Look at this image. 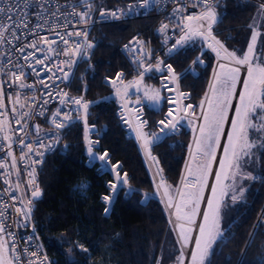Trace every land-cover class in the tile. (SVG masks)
Instances as JSON below:
<instances>
[{
	"label": "trees",
	"instance_id": "16d2710c",
	"mask_svg": "<svg viewBox=\"0 0 264 264\" xmlns=\"http://www.w3.org/2000/svg\"><path fill=\"white\" fill-rule=\"evenodd\" d=\"M255 8L256 3L242 0H222L217 5V13L222 19L213 26V32L226 48L236 50L239 56L247 47V26L254 17ZM157 20L154 16L103 25L91 57L93 68L85 77L88 99L97 100L111 92L102 84L103 76L113 77L118 71H123L126 78L133 76L119 45L137 31L149 34ZM200 50L196 44L171 58L174 72L181 73ZM257 53H264V40ZM204 58L206 67L199 69L197 76L187 73L179 80L180 89L190 93L185 104L194 106L193 117L200 116L199 122L195 119L197 125L203 123L200 102L213 80L214 59L209 54ZM216 68L218 71V66ZM82 70L83 64H80L74 80L68 85L71 94L80 92L79 75ZM144 81L158 85L150 79ZM160 95L157 107L140 103L144 110L143 118L147 120L144 130L157 137L162 132L156 122L165 120L166 110L162 89ZM116 109L112 97L96 101L87 110V124L96 127L90 136L97 139L99 145L93 151L98 155L109 152L107 164L110 167L116 163L121 165L119 171L121 175L128 173L127 185L132 191L126 197L124 194L128 188L122 187L106 215L104 208L107 206L100 201V196L109 192L106 184L114 182L113 177L107 171L97 174L96 169L101 166L98 162L86 165L81 123L75 122L63 130L58 148L46 157L40 170L42 195L31 215L49 264H155L158 258L160 264H173L180 253V245L165 207L157 198V188L145 158L138 143L125 137L126 129L120 126ZM178 127V134L167 132L149 149L151 155L159 160L157 168L163 170L162 175L173 188L180 184L186 162L192 161L190 145L194 148L193 128L188 120L181 121ZM260 136L255 139L257 147L252 149L251 163L242 167L244 173L248 170L257 178L242 181L244 194L236 202L231 199L225 201L222 227L229 229L228 239L215 246L214 253L208 257L210 264H264V226L259 220L262 209L264 214V148L259 146ZM226 143L227 137L224 145ZM84 180L87 181L86 186L76 188ZM146 193L150 195L149 199L142 204ZM257 223L260 227L254 231L253 226ZM250 233L254 234L250 236ZM80 245L88 251H83Z\"/></svg>",
	"mask_w": 264,
	"mask_h": 264
},
{
	"label": "snow or ice",
	"instance_id": "6c2138e0",
	"mask_svg": "<svg viewBox=\"0 0 264 264\" xmlns=\"http://www.w3.org/2000/svg\"><path fill=\"white\" fill-rule=\"evenodd\" d=\"M43 2L45 0H0V43L7 41L12 43L13 39L19 41V46H16V51L19 53H26L20 57L25 61V64L13 63L9 58L8 64H11L15 71H4L7 65H0V74L7 75L12 84L16 85L19 89L34 88L33 84L25 83L28 75L35 74L37 77L41 75V72L35 67V65L45 66L47 71H52L54 67L57 71L63 72V78L67 79L68 72H65L64 66L71 68L76 61L73 57L87 56L88 49L94 47V45L88 41L89 32L87 30L83 32H67L66 34L56 33L59 36V41L63 42L67 47H60L59 42L55 39H50L48 36H41L37 29L42 28V25H35L29 28V16L31 15L30 9L35 11L37 19H41L43 16ZM160 0H137L134 4H129L127 11L118 10L113 12H106L100 10V16L104 17L110 15L113 19H122L123 17L136 16L141 14L140 9L145 11L152 8L154 4H158ZM80 3L87 7L86 12H77L75 8L69 13V15H75L80 17V22L87 24L90 22L91 17L89 13L92 11L93 6L89 0H80ZM220 0H184L182 7H176L173 9L172 15L176 18L177 26H181V32L183 33L180 38L173 45L181 46L185 42L192 40L196 37L202 39L207 47L210 48L215 54L218 61V71L214 69L213 80L209 82L208 91L205 93L204 99L200 102L201 118L203 123L196 124L195 119L190 117L194 116V106L192 104H184V100L189 98V94L183 93L179 90L177 83V77L173 72L172 66L168 65L169 83L177 84L175 89L169 88L167 84L163 85L170 92H175L174 97L168 98L169 104H174L175 108H170L167 117L170 119L161 120L159 123L163 125L160 129L163 132L165 129L176 130L181 121L187 119L190 126L193 128L194 133V148L190 145V158L192 161H196L198 158L201 161L196 164L195 168L192 164L186 162L185 172L181 174L180 184L173 188L168 184L162 175V169L157 168V173L160 177V182L156 184L157 193L163 189V196H161V202L165 204V208L171 209L169 212L170 223H172L171 217H174L175 223L173 224V231L177 234V243L180 245V253L177 257L178 264H186V252L189 242L194 240L195 247L190 251V261L188 264H210L208 257L214 253V248L218 243H224L227 241V233L229 229L222 227V208L225 205V197L228 195V190L231 188L233 194L231 200L236 202L243 196L244 190H239V195L236 194L235 180L237 176L241 179H256L250 174H245L242 170V162L246 158H250L252 155V149L257 147V140L253 139L251 133L253 131L261 134L259 138V146L264 148V63H253L255 59H258L256 55V42L260 33L255 27L252 28L251 42L248 44L247 50L242 56L237 54L236 50H229L225 47L224 43L216 38L213 34V26L219 23L222 19L217 13V5ZM196 8L202 5L201 10L192 15H183V11L186 7ZM17 9V11H14ZM261 11L264 12V4L261 5ZM59 12L57 8L53 16H56ZM120 12V14H118ZM87 18V19H86ZM47 23V21H45ZM168 24H161L159 31L164 33L168 29ZM251 27V26H250ZM18 29H28L25 33ZM50 31H55V26ZM8 33L11 39L5 34ZM35 37L29 42L20 40V36H24L25 40L27 36ZM71 37H83L82 41H72ZM167 39V37H166ZM137 43H142L137 39ZM56 45V47H53ZM26 49H32L31 52H26ZM136 51V49H133ZM169 51H172L170 49ZM42 54L43 58L37 57L36 53ZM2 55V53H0ZM68 57L65 61H58L52 66H47V62L53 59V56ZM149 55H151L149 53ZM139 67L143 68V72L140 73L139 79L124 83L121 73H117L116 80L110 81L113 88L116 91L117 96L126 98L128 95V89L136 87L137 91L140 90V85L144 79L145 73L152 70V65L145 66L143 59L139 60ZM162 61L156 62V71H161L160 64ZM194 63H203L202 60L194 61ZM240 66H247V76L243 79V91L239 93V103L234 106L235 115L231 118V130L225 133L224 124L229 120L228 110L233 107L232 98L236 94V84L241 80ZM25 68L31 69V73H27ZM49 80H53V76L48 77ZM123 84V89L118 86V83ZM37 83L44 84L45 88L49 85L45 83L43 79H39ZM11 86V85H10ZM51 95V93H49ZM61 97V104L66 101L64 97L67 93H57ZM22 93L17 91L15 93V101L13 103L12 112H17L16 105L21 108L25 107L24 103H21ZM145 96L152 100L154 103L159 104L161 100L159 90H147ZM9 102H13V97L9 95L7 97ZM71 102L79 105L85 112V141L88 144V153L92 160L99 159L104 167H107L108 153L105 152L98 157L94 154L92 148V141L89 139V126L87 124V110L88 103L84 102L83 97L71 98ZM47 103V101H45ZM5 107V95L2 89H0V139L4 141V144H0V151H4L6 157L11 158V164L5 162L4 158H0V169H4L5 172L3 182L7 185L0 195H8L9 198L18 202L22 207H16L15 203L11 205L14 207L15 212L22 216L25 221L31 220V213L33 211V204L38 199L42 192L39 185L36 182V169L31 168L28 172L30 179L28 180L29 189L31 192V199L26 196L17 198L12 195L13 191H22L21 183L17 182L15 186L10 181V177L13 172L17 170V157L13 152V143H18L21 147V154L19 161L23 162L26 159L31 160L28 153L35 151L38 156H43L42 152L36 151L32 144H25L24 138L21 137L18 141L13 140V136L9 135L10 123L12 122L7 112L2 111ZM30 107V105H29ZM124 111L132 112L133 109L128 108V101L124 99L122 104ZM190 110H193L190 112ZM139 112V109L135 110ZM43 115V113H39ZM29 112H23L20 114V118L15 120L16 124H20L21 120L28 117ZM59 116V110L54 114ZM62 119H70V116L65 115ZM132 117L126 119V123L136 133V137L141 141V148L145 150V153L149 159H151L156 165L159 164V160L151 155L150 145L159 139L155 134H149L144 131L147 125V121L140 119L138 124L132 123ZM139 119V117H136ZM56 128L65 127L62 122L53 121ZM39 130V126H37ZM20 131H24V127L21 126ZM198 132V134H197ZM27 135V133H25ZM221 135L227 136V143L223 145V156L219 158V169L215 172V183L209 185L208 177L212 174L213 161L217 160L216 151L221 147L220 138ZM6 145V147H5ZM40 147H45L41 141ZM51 147V146H49ZM27 148V152L23 149ZM42 163V160L31 161V165ZM27 166V165H26ZM121 165L119 163L112 164L111 171L115 173V182H112L110 187L113 192V196L104 195L103 201L111 205L114 195L122 189L123 185L129 183L127 173L121 175L119 169ZM231 180L232 184L226 183ZM206 188H210L211 195L205 197L204 192ZM132 190H129L131 192ZM129 195V193H126ZM149 199L145 195V200ZM206 200V208L201 209V202ZM144 201H141L143 203ZM10 205L7 202H0V264H19L20 256L17 253L16 245L13 243L9 247L8 239H14V234L8 233L5 237V230L7 225L4 223L6 213ZM110 212V207L104 208V213L107 215ZM197 215H202V221L197 223ZM260 221H264V214L259 218ZM260 223L253 226L254 231L259 229ZM198 228V234L193 237L194 229ZM254 233H250V236ZM247 243H250L247 242ZM81 249L85 252L88 251L80 245ZM30 257H35L36 252L27 253ZM46 259V257H45ZM28 264H36V261L29 260Z\"/></svg>",
	"mask_w": 264,
	"mask_h": 264
},
{
	"label": "built area",
	"instance_id": "2783aa9c",
	"mask_svg": "<svg viewBox=\"0 0 264 264\" xmlns=\"http://www.w3.org/2000/svg\"><path fill=\"white\" fill-rule=\"evenodd\" d=\"M242 1L245 3H256V4L261 3L260 0H242ZM12 2H16V0H12ZM89 2L92 3L93 9L89 13L91 20L87 24L81 23L79 16L69 15V13L73 11V8H75V11L77 12L88 11L87 7H85L80 3V0H45V2H43L44 11L41 19H37L35 11L31 9L29 10L31 12V15L28 18L29 19L28 27L32 28L37 24L42 25V28L37 29L40 35L48 36L50 39L57 40L59 42V46L62 48L67 46L64 45L63 42L59 41V36L56 35V33L66 34L67 32H83L85 30L89 32L88 41L91 42L94 45V47L88 49L89 54L87 56L73 57L76 63L71 68L64 66L63 70L69 73L67 79L63 78V72L57 71L54 67L52 68V71H47L45 66L35 65V67L41 72V75L37 77L35 74H30L28 75V78L25 81V83L27 84H33L34 88L19 89L16 85L11 83L7 75L0 74V89L3 90L5 95V107L4 109H2V111L7 112L10 120L12 121L10 123V129L14 130L15 132V134H13V131H9V135L13 136L14 141H18L21 137H23L25 144H29V143L32 144L36 151L42 152L44 154L41 157L36 155L35 151L32 153H28V155L31 157V160L26 159L25 161L21 162L18 159L21 154V147L18 143H13V152L14 155H16L17 157L16 171L19 172V176H17L16 172H13L10 177V181L13 184V186H15L17 182L21 183L22 191L12 192V195L16 196L17 198H20L21 196H26L27 198L31 199V192L30 190H28L29 189L28 180L30 179V177L28 176V172L31 171L32 167H35L36 169L35 178L41 190L39 173L44 164V161L49 154H51L58 148V145L60 143V133L75 122L81 123L83 125L84 154L87 157L86 165L91 166L94 162L100 163L101 166L96 169V173L101 174L103 171H107L108 173L111 174L115 182V173L111 171V167L108 164L107 167L105 168L102 162L99 161V159L92 160L90 158L88 153V144L85 141V119H84L85 112L79 105L72 103L71 98L83 97L84 102H87L89 107L98 100L109 97L114 98L117 106L115 114L120 120V126L126 129L125 137L135 139L140 147V150L144 158L147 159L145 150L141 148L142 142L137 139L136 133L132 130L129 124L125 122L128 117L133 118L132 119L133 124H138L140 119L147 121L146 119L143 118L144 110L142 106L137 102H135L136 100H134V99H140V95H136L135 97L131 96L129 93V90L131 89L130 88L128 89V95L126 98H123L122 96H117L116 91L113 88L112 83H110V81L116 80L117 73L122 74L123 81L125 84L130 81L139 79L140 73L143 72V68L139 67V63H138L141 58L143 59L145 66L151 64L152 70L148 73H145L144 79L153 80L158 84L159 87H161L163 91V96L166 99L165 101L166 110L164 112V117L166 120V119H170L169 117H167V113L169 109L176 107L174 104L168 103V98L174 97L175 92L174 91L170 92L163 87V85L165 84H167L169 88L175 89L177 87V84L169 83L170 77L168 72V65L172 66V64L170 63V59L173 58L178 53H183L187 49L192 48L196 44L201 47L200 52L193 58V60L186 66V68L181 73L179 74L175 73L172 66L173 72L177 77L178 86H179V80L183 75L190 73L192 76H197L198 70L206 67L207 62L204 58L205 54L211 55V57L214 59V64H215L214 69H216V66L218 65L216 54L210 48H208L207 44L199 37L189 40L181 46H176L175 48H173V45L176 44V41L180 38V36L183 33L181 32L182 25L177 26L176 18L172 15V13L174 8L182 7L184 5V0H160L158 4H154L152 8L147 11L140 9L139 11L141 14L139 15L123 17L122 19H118V20L113 19L110 15L101 17L100 10L103 9L106 12L123 10L126 12L128 9V5L136 3L137 0H89ZM57 8H59V12L57 13L56 16H53V13L56 12ZM201 8L202 5L196 8H193L191 7V5H189L184 9L182 14L194 15L198 13L201 10ZM14 11H17V9H14ZM118 14H120V12H118ZM154 16L157 17L158 20L157 23L154 26H152V28L149 30V34H145L142 31H137L134 34H132L128 39L121 42L119 45V51L125 58L129 67L131 68L133 76L126 78L125 73L123 71H118L113 77L103 76L102 84L106 87H109L111 89V92L108 95L99 98L97 100L88 99L86 97L88 87L85 77H86V73L93 68L91 57L93 51L95 50L98 44L99 34L102 31L103 25L125 23L128 21L138 20V19H149ZM45 21H47V23H45ZM161 24L169 25L168 29L164 33H161L159 31ZM54 26H55V31H50V29H53ZM20 31L26 33L28 29H18L17 30L18 35ZM213 34L215 35L214 32ZM5 35L8 36L9 39H11L8 33H6ZM34 38L35 37L29 35L25 40L24 36H20V40H23L25 42H29ZM69 39L70 42L82 41L83 37H71ZM137 39L142 43H137ZM19 43L20 42L15 39H13L11 44L8 43L7 41L0 43V53H2V55H0V65H7V67L4 68L5 72H8L9 70L15 71V68L11 64H8L9 58L12 59L13 63L25 64V61L20 59V57L26 53H19L16 51V46H19ZM53 47H56V45H53ZM133 49H136V51H133ZM170 49H172V51H169ZM31 51L32 49H26V52H31ZM149 53L151 55H149ZM36 55L41 59L43 58L42 54L39 52H37ZM198 58L199 60H202L203 63H194V61H197ZM67 59L68 57L62 55L59 57L53 56V59L47 62V66L50 67L56 64L58 61H65ZM157 61L163 62L160 64L161 71H156ZM80 64H83V70L79 75V82L81 84V89L79 93L71 94L69 92L68 85L74 80L76 70ZM25 71L27 73L32 72V70L28 68H25ZM240 72L247 74V66H240ZM49 76H53L54 79L49 80L48 79ZM39 79H43L45 83L49 85V87L45 88L44 84L37 83ZM117 83L118 86L121 89H123V84H120L119 82ZM179 90L183 93L189 94V98H190V93L188 91H182L180 87ZM17 91L22 93L21 103H24L25 107L21 108L19 105H16L17 112L14 114L12 112V108H13V103L15 101V93ZM60 92L67 93V96L64 97L66 101L64 104H61L60 102L61 97L57 95V93ZM49 93H51V95H49ZM9 95L13 97V102L8 101L7 97ZM124 99H127L128 108L133 109L132 112L126 113L122 108ZM188 99L184 100V104ZM237 100H238V95L234 100L235 104L237 103ZM45 101H47V103H45ZM136 109H139L140 111L136 112L135 111ZM57 110H59L60 113L59 116L54 115L57 112ZM191 111L192 110H190V112ZM23 112H29L30 115L28 117H25L23 120H21L20 124H16L15 120L19 119L20 114ZM39 113H43V115H40ZM65 115L70 116V119H62ZM136 117H139V119H136ZM190 118L196 120L198 119L193 116ZM54 120L57 122H62L65 125V127L59 129L56 128L55 124L53 123ZM160 121L161 120H158L156 122V125L159 129L163 127V125L159 123ZM35 124L39 126V130L37 129L34 130ZM21 126L24 127V131H20ZM88 126L90 129L89 139L93 142L92 148L94 150L95 148L98 147L99 143L98 140L92 138L90 134L96 131V127L93 125H88ZM167 132L178 134L180 130L178 126L177 129L174 131L171 129H165L162 132V135L159 136V139H157L154 142L159 141L162 138V136L165 135ZM25 133H27V135H25ZM41 141L43 142L45 147H40ZM0 144H4V141L2 139H0ZM23 151L27 152V148H24ZM105 152L107 151H104L103 153ZM103 153H101L100 155H102ZM107 153L109 157V152ZM94 154L97 157L99 156L95 152ZM0 158H4L6 163H8L9 165L11 164V158L6 157L4 151H0ZM36 160H42V163L31 165V161H36ZM4 172H5L4 169H0V177H3ZM86 184H87L86 180L81 181L80 184L76 185V188L85 187ZM110 185L111 183L106 184V188L109 191L106 195L113 196V192L111 190ZM6 187L7 185L4 184L3 179L0 178V191H2ZM122 187L128 188V191H126L124 195L126 197L129 196L126 195V193H129V190H131L132 188L129 187L128 185H123ZM145 195L150 196L147 193ZM103 196L104 195L100 196V201L105 203L102 199ZM40 198L41 196L34 201L33 208L36 202ZM141 201H144L142 204H145L146 202L145 197ZM0 202H7L10 205L6 213V218L4 220V223L7 225L5 230V237L7 238L8 233L14 234V239L9 238L8 243H9V247H11L13 243H15L17 253L20 256L19 264H28V261L30 259L36 261V264H49L44 252V247L40 242L38 233L32 223V219L30 221H25L22 216H19L15 212L14 207H11V205H13L14 203L16 207H22V205L19 204L18 202L12 201L8 195H0ZM111 205L106 204L107 207H111ZM262 214H263V209L260 212L259 218L261 217ZM262 222L264 224V221ZM30 252H36L37 255L35 257H30L29 255H27V253Z\"/></svg>",
	"mask_w": 264,
	"mask_h": 264
},
{
	"label": "rangeland",
	"instance_id": "374dc122",
	"mask_svg": "<svg viewBox=\"0 0 264 264\" xmlns=\"http://www.w3.org/2000/svg\"><path fill=\"white\" fill-rule=\"evenodd\" d=\"M262 4H264V0H261V3H257L256 4V8H255V12H254V17L250 20V22L248 23V26H247V47H248V44L251 42V36H252V28L253 27H255L256 29H257V31L260 33V35L257 37V42H256V48H255V51H256V55H257V57H258V59H255L254 61H253V63L255 64V63H257V62H259V63H264V53L261 55V54H259V53H257V48H259L260 46H261V44H262V42H263V40H264V36H263V32H264V12H262L261 11V5ZM251 26V27H250ZM247 47H246V49H245V51L247 50ZM218 66V65H217ZM216 66V67H217ZM214 68H215V64H214ZM217 69V68H216ZM215 69V70H216ZM214 71V70H213ZM246 76H247V74H246ZM212 78H213V73H212ZM246 78V77H245ZM238 83H239V81L237 82V84H236V93H237V86H238ZM147 90H159V92H160V90H161V87H159L158 85H156V84H154V83H152V82H145V81H142V83H141V85H140V90L139 91H137V88L136 87H132L130 90H129V93H130V95L131 96H136V95H140L141 96V99H134V100H136L135 102H138L139 104L140 103H147V104H149L150 106H153V107H157L159 104H156V103H154L152 100H150V99H148L146 96H145V91H147ZM241 91H243V88H242V90ZM240 91V92H241ZM161 96V95H160ZM237 96V94H235L234 96H233V98H232V104H235L234 102V98ZM238 97H239V95H238ZM239 103V101L237 102V104ZM230 109V108H229ZM234 111V110H233ZM228 112H229V110H228ZM234 115H235V111L233 112V117H234ZM200 117V116H199ZM198 117V118H199ZM197 122H199L198 121V119H197ZM226 123V122H225ZM225 125V124H224ZM230 125H231V123H230ZM231 130V129H230ZM145 131V130H144ZM229 131V130H228ZM146 132V131H145ZM259 134L260 133H258V132H255V131H253L252 133H251V136H252V138L253 139H257V137H259ZM261 135V134H260ZM221 138H222V135H221ZM221 138H220V141H221ZM225 142V141H224ZM218 153V148H217V151H216V154ZM252 155H253V152H252ZM252 155H251V157H252ZM251 160H252V158H246L243 162H242V167H243V165H249L250 163H251ZM201 161L199 160V158L193 163L192 161H190V163L192 164V167L193 168H195V166H196V164H198V163H200ZM213 165H214V161H213V164H212V167H213ZM218 169H219V166H218ZM217 169V170H218ZM244 171H246V173L245 174H249V172H248V170H244ZM209 178H210V175H209V177H208V180H209ZM244 179H241L239 176H237V178H236V180H235V188H236V194L238 195L239 194V190L241 189V187H242V181H243ZM215 183V182H214ZM226 183H228V184H232V181L231 180H229V181H227ZM156 185V184H155ZM160 194H162V196H163V189H161V192H159V194L157 193V198L160 200ZM233 194V192H232V190H231V188L228 190V195L225 197V201L227 200V199H231L230 197H231V195ZM161 201V200H160ZM198 216V215H197ZM196 219H197V217H196ZM201 221H202V218H201ZM200 221V222H201ZM198 229V228H197ZM197 229H194V231L195 232H198V230ZM193 231V232H194ZM174 233V232H173ZM176 237V236H175ZM177 239V238H176ZM194 247H195V245H194ZM181 250V249H180ZM179 256V255H178ZM155 264H160V260H159V258H158V260H157V262L155 263ZM173 264H178V261H177V258H176V260L174 261V263ZM188 264V263H187Z\"/></svg>",
	"mask_w": 264,
	"mask_h": 264
},
{
	"label": "bare ground",
	"instance_id": "6f19581e",
	"mask_svg": "<svg viewBox=\"0 0 264 264\" xmlns=\"http://www.w3.org/2000/svg\"><path fill=\"white\" fill-rule=\"evenodd\" d=\"M240 76H241V80L239 81V83H238V86H237V95H239V93H240V91L242 90V88H243V79L246 77V74H244V73H242V72H240ZM237 104V103H236ZM236 104H234V106L236 105ZM234 112V111H233ZM233 112H232V114L229 116V122H228V129L227 130H225V133H227L228 132V130H229V128H230V120H231V118L233 117ZM223 137H225V139H226V135H224ZM133 139V138H132ZM135 140V139H134ZM136 141V140H135ZM224 145V144H223ZM223 145L220 147L221 148V150H220V148H219V157H217V160L214 162V165H213V169H214V171L212 172V174H210V178H209V185H211V184H213V181H214V179H215V172L217 171V169H218V165H219V158L221 157V153H222V150H223ZM147 162H148V165H149V168H150V171H151V173H152V176H153V178H154V181H155V183L156 184H158L159 182H160V177L158 176V175H156V173H157V166H156V164L151 160V159H149L148 157H147ZM147 165V164H146ZM160 192H161V190H160ZM209 193H210V188H208V191H207V193H206V197H208L209 196ZM203 205V208L202 209H204V208H206V200H205V202H204V204H202ZM169 210V212L170 211H172L171 209H168ZM199 218H200V221H201V218H202V215H200L199 216ZM171 220H172V223L174 224L175 223V219H174V217H171ZM199 221V222H200ZM199 222H197V223H199ZM263 226H264V224H263ZM198 230V229H197ZM197 233L198 232H196V234H195V236L197 235ZM193 247H194V242H193V245L190 247H187V249H185V252H186V259H188L187 260V263H188V261L190 260V251H191V249H193Z\"/></svg>",
	"mask_w": 264,
	"mask_h": 264
},
{
	"label": "water",
	"instance_id": "95a60500",
	"mask_svg": "<svg viewBox=\"0 0 264 264\" xmlns=\"http://www.w3.org/2000/svg\"><path fill=\"white\" fill-rule=\"evenodd\" d=\"M233 110H234V104H233V107L229 109L228 116H230V115L232 114ZM199 120H200V117L198 118V121H199ZM228 122H229V120L226 121V123H225V125H224V129H225V130L228 129ZM36 129H37V125L35 124V125H34V130H36ZM223 136H224V135H222V138H221V141H220L221 146L224 144V141H225V137H223ZM219 148H220V147H219ZM219 148H218V153L216 154L217 157H219ZM220 150H221V148H220ZM145 159H146V158H145ZM214 162H215V161H214ZM146 163H147V166H148V168H149V165H148L147 159H146ZM213 168H214V167H212V169H213ZM149 171H150V168H149ZM213 171H214V169H213ZM150 173H151V171H150ZM151 176H152V173H151ZM152 178H153V176H152ZM153 181H154V178H153ZM154 183H155V181H154ZM155 184H156V183H155ZM207 191H208V188L205 189V192H204L205 197H206V193H207ZM161 196H162V194H160V200H161ZM204 202H205V201H202V202H201V209L203 208V205H202V204H204ZM163 205H164V207H165V204H164V203H163ZM165 210H166V208H165ZM166 213H167L168 218H169V221H170L169 210H168V209L166 210ZM199 216H200V215L197 216V222L200 221ZM170 224H171V228H172V230H173V223H170ZM173 232H174V231H173ZM195 234H196V232L194 231L193 234H192L193 237H195ZM174 235H175L176 238H177V234H176L175 232H174ZM193 242H194V240L191 241V242H189L188 247H189V246L191 247V246L193 245ZM185 259H186V258H185ZM187 260H188V259H186V264H187Z\"/></svg>",
	"mask_w": 264,
	"mask_h": 264
}]
</instances>
